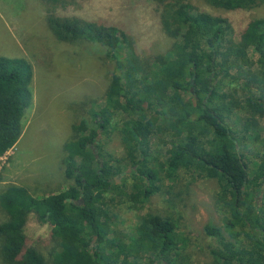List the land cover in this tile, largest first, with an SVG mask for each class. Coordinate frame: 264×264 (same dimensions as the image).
Here are the masks:
<instances>
[{
    "label": "trees",
    "instance_id": "16d2710c",
    "mask_svg": "<svg viewBox=\"0 0 264 264\" xmlns=\"http://www.w3.org/2000/svg\"><path fill=\"white\" fill-rule=\"evenodd\" d=\"M149 1L175 42L148 73L133 54L130 17H47L58 41L98 45L121 69L113 68L105 105L90 111L66 145L64 174L74 185L42 198L15 186L0 193V264H46L25 234L31 216L57 227L60 243L51 264H185L170 218L149 216L133 229L129 244L112 227L115 208L142 204L157 191L153 183L172 179L180 165L217 182L224 228L241 237L230 245L221 228L205 226L204 234L217 245L210 252L212 264H264V204L257 202L264 199V173L250 177L242 151L250 123L264 111V24L247 25L234 43L227 39L224 18L199 13L183 0L181 11L172 13L165 9L168 0ZM207 1L244 9L264 5V0ZM248 51L255 55L250 77L244 64ZM30 81L29 62L0 56V156L22 135ZM117 119L128 124L136 141L127 144L128 154L101 161L100 138L109 136ZM238 123L241 129L233 130L230 125ZM152 141L162 159L152 156Z\"/></svg>",
    "mask_w": 264,
    "mask_h": 264
},
{
    "label": "rangeland",
    "instance_id": "374dc122",
    "mask_svg": "<svg viewBox=\"0 0 264 264\" xmlns=\"http://www.w3.org/2000/svg\"><path fill=\"white\" fill-rule=\"evenodd\" d=\"M199 13L224 18L229 25L227 39L237 43L247 25L264 24V5L251 9L213 4L207 0H183ZM179 0H168V13L179 8ZM149 0H0V56L24 59L31 65V101L23 112V131L16 145L0 156V193L8 187H23L33 197L54 195L74 185L65 177L66 145L77 137L81 122L89 120L92 110L105 105L113 68L121 69L105 56V50L85 41L60 42L48 23L49 15L57 17L90 18L102 16L108 20L124 18L134 22L133 54L140 66L151 70L153 61L167 56L175 42L169 36L171 27L164 28L152 11ZM168 22V20H166ZM255 55L248 51L244 64L252 76ZM135 60V61H136ZM123 67V64H122ZM121 119L114 121L111 133L101 137V161L126 155L127 144L136 137ZM240 130L241 124L230 125ZM242 148L250 177L264 173V111L257 114L248 128ZM142 144H146L142 142ZM152 156L162 159V149L152 141ZM134 156L131 151L129 154ZM130 170L127 174H130ZM119 185L122 178L114 177ZM131 184L132 178H126ZM157 191L134 209L122 205L115 208L112 227L122 234L125 243L133 229L149 216L170 218L175 223V239L185 264H212L211 250L215 242L204 234L207 225L223 230L226 243L238 245L240 235L224 228V212L219 206L216 181L201 178L179 166L172 179L153 183ZM263 188V185H262ZM259 205L264 204L262 196ZM78 204V203H77ZM4 218L0 211V221ZM111 227V228H112ZM57 227L51 222L40 223L31 216L25 234L31 245L51 264L52 254L59 247ZM146 254L151 251L146 250Z\"/></svg>",
    "mask_w": 264,
    "mask_h": 264
}]
</instances>
